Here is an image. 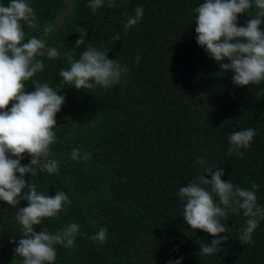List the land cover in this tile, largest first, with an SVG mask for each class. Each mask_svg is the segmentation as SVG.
Returning a JSON list of instances; mask_svg holds the SVG:
<instances>
[{
    "label": "trees",
    "instance_id": "1",
    "mask_svg": "<svg viewBox=\"0 0 264 264\" xmlns=\"http://www.w3.org/2000/svg\"><path fill=\"white\" fill-rule=\"evenodd\" d=\"M9 2L0 0V5ZM26 2L38 28L24 25V42L42 38L43 29L51 26L46 47L60 53L55 59L37 57L45 67L32 80L49 83L65 97L55 117L56 140L49 146L59 171L38 169L30 182L45 195L62 190L71 201L34 228L55 233L75 222L86 234H78L71 248L56 245L53 264H174L181 257V264H264V219L252 243L241 244L240 229L248 218L242 210L229 211L221 218L228 232L220 234L228 241L205 256L199 254V242L213 237L191 230L181 215L185 201L179 189L198 176L211 179L206 167L213 173L223 168L221 179L237 187L253 190L256 184L257 204L264 207V81L233 84V73L222 72L221 62L198 45L194 9L204 0H104L95 12L91 0H70L68 13L65 0ZM136 7L143 8V18L125 35L124 25ZM256 14L254 8L239 14L237 26H246ZM259 30L264 33V18ZM81 31L88 35L77 48ZM89 44L127 66L119 83L77 90L63 82L59 72L70 67L64 53L79 59ZM25 84L26 92L34 90L31 80ZM248 128L256 135L240 149L243 157L228 155L229 134ZM73 149L91 158L72 160ZM200 158L203 164L197 163ZM30 160L25 153L21 164ZM27 204L22 200L14 208L0 201V264H22L13 251L23 235L15 216ZM100 228L108 230L104 243L88 239Z\"/></svg>",
    "mask_w": 264,
    "mask_h": 264
},
{
    "label": "clouds",
    "instance_id": "2",
    "mask_svg": "<svg viewBox=\"0 0 264 264\" xmlns=\"http://www.w3.org/2000/svg\"><path fill=\"white\" fill-rule=\"evenodd\" d=\"M104 4V0H91L90 7L95 12ZM110 6H115L114 3ZM256 9L257 14L246 22V26H237L239 14ZM196 15L195 32L197 43L205 49L210 58L220 63L222 72L233 73L232 83L239 86L258 85L264 81V33L259 26L264 18V0H204L194 9ZM143 8L136 7L135 14L129 16L124 27L132 28L143 18ZM127 15V13L125 14ZM250 16V15H249ZM23 22V25H22ZM37 29L38 23L34 10L26 0H10L7 6L0 5V201L17 207L22 200L26 207H18L16 222L22 226L23 235L18 246L13 249L15 257L22 258V264H53L56 259V245L65 248L74 246V240L80 231L78 223H70L55 233L47 229L35 231L34 226L41 224L42 219L55 217L64 211L63 205L71 204L68 195L57 190L54 196L37 191L31 183L37 170L49 174L59 171L58 162L50 158V145L56 140V114L65 103V97L59 95L49 83L32 80L34 75L43 71L42 59L58 58L60 53L55 47H46V37L52 32L51 26L43 29L42 38L31 36L25 41L23 26ZM87 31L80 32L75 47L84 44ZM239 38H244L243 42ZM119 41V35L115 36ZM70 65L61 69L59 76L68 86L77 90L93 89L101 86L105 89L120 82L122 74L128 72L127 66H121L117 59H108L107 53L98 51L91 44L76 59L71 51L64 53ZM225 59L230 63H222ZM140 60L139 53L136 56ZM32 81L34 90L26 92L25 82ZM11 107L9 108V104ZM255 130L248 128L235 131L228 136L230 147L227 154L243 157L240 149L248 148ZM31 157L27 165H22L24 154ZM72 160L90 159L91 153L81 154L73 149ZM197 163L203 164L202 158ZM205 174L198 176L179 189V197L185 201L182 205V217L191 230H202L213 239L210 242L200 241V255H210L220 251L218 247L227 242L229 237L220 234L228 232L221 223L229 211H241L247 217L246 227L240 229L241 244L252 243V234L261 219H264V207L257 204L253 190L235 186L230 180H222L224 169L205 168ZM19 173V176H17ZM30 174V179H25ZM26 189V191H24ZM218 199L219 203L216 202ZM107 229L88 237L93 242L104 243ZM16 243L15 240L10 241ZM183 257L174 264H181ZM168 264H173L169 260Z\"/></svg>",
    "mask_w": 264,
    "mask_h": 264
},
{
    "label": "rangeland",
    "instance_id": "3",
    "mask_svg": "<svg viewBox=\"0 0 264 264\" xmlns=\"http://www.w3.org/2000/svg\"><path fill=\"white\" fill-rule=\"evenodd\" d=\"M65 3H66V6H67V9H66L65 13H68V11H69V7H70V0H65ZM59 23H60V19H58V20L56 21V23L53 24V26H55V25H57V24H59Z\"/></svg>",
    "mask_w": 264,
    "mask_h": 264
}]
</instances>
